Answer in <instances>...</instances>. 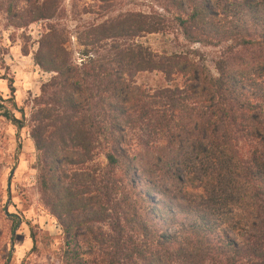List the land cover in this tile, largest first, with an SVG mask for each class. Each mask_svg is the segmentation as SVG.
<instances>
[{"label":"trees","instance_id":"1","mask_svg":"<svg viewBox=\"0 0 264 264\" xmlns=\"http://www.w3.org/2000/svg\"><path fill=\"white\" fill-rule=\"evenodd\" d=\"M20 1L6 12L45 24L32 60L51 77L28 119L0 108L29 131L63 264H264V0H153L164 14L87 26L78 63L61 1ZM169 33L184 52L137 42ZM193 45L222 48L216 76Z\"/></svg>","mask_w":264,"mask_h":264},{"label":"rangeland","instance_id":"2","mask_svg":"<svg viewBox=\"0 0 264 264\" xmlns=\"http://www.w3.org/2000/svg\"><path fill=\"white\" fill-rule=\"evenodd\" d=\"M6 1L0 0V107L9 110L17 119H21L22 113L28 119L32 100L39 96L41 85L51 77L32 60L45 24L36 22L26 28H15L6 12ZM60 1L64 13L58 25L69 38L67 48L76 63L80 62L83 50L78 34L87 26L126 13L164 14L153 0ZM16 5L17 17H21L25 3L21 0ZM22 21L27 20L22 18ZM175 34L148 35L137 42L159 54L184 52L187 47ZM190 49L201 54L195 60L201 59L207 70L216 76L215 61L222 48L193 45ZM137 82L155 87L160 75L142 74ZM2 112L0 108V264H7L10 256V264H63L64 236L37 187L33 169L36 152L29 131L8 121ZM11 241L14 244L12 254Z\"/></svg>","mask_w":264,"mask_h":264},{"label":"water","instance_id":"3","mask_svg":"<svg viewBox=\"0 0 264 264\" xmlns=\"http://www.w3.org/2000/svg\"><path fill=\"white\" fill-rule=\"evenodd\" d=\"M8 189H9V185H8ZM13 251H14V244H13V241H11V254L13 253ZM10 261H11V256L7 264H10Z\"/></svg>","mask_w":264,"mask_h":264}]
</instances>
